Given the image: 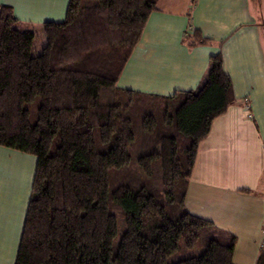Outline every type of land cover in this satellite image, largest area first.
Listing matches in <instances>:
<instances>
[{
	"label": "trees",
	"instance_id": "1",
	"mask_svg": "<svg viewBox=\"0 0 264 264\" xmlns=\"http://www.w3.org/2000/svg\"><path fill=\"white\" fill-rule=\"evenodd\" d=\"M155 3L68 0L36 55L0 4V146L35 157L14 264H233L235 238L184 206L198 144L234 101L221 55L196 90L117 86Z\"/></svg>",
	"mask_w": 264,
	"mask_h": 264
},
{
	"label": "crops",
	"instance_id": "2",
	"mask_svg": "<svg viewBox=\"0 0 264 264\" xmlns=\"http://www.w3.org/2000/svg\"><path fill=\"white\" fill-rule=\"evenodd\" d=\"M67 3L0 0L29 25L63 20ZM195 31L208 41L189 46L185 39ZM216 53L234 101L198 144L184 206L235 238L233 264H255L264 219V0H156L119 82L162 96L196 90ZM31 156L0 146V264L15 263L35 170Z\"/></svg>",
	"mask_w": 264,
	"mask_h": 264
},
{
	"label": "rangeland",
	"instance_id": "3",
	"mask_svg": "<svg viewBox=\"0 0 264 264\" xmlns=\"http://www.w3.org/2000/svg\"><path fill=\"white\" fill-rule=\"evenodd\" d=\"M18 28H22V29H30L31 31H33L35 33V37H34V41H33V46L31 48V54L32 55H36L39 54L41 52V49L43 47V44H45V37L42 33V24H28V23H18ZM121 74L119 75L118 79H117V86L123 88V89H131V88H124L121 86V82H119V78H120ZM133 90V89H131ZM32 158H34V156H31ZM124 225L122 223H119V232L118 234L123 230ZM121 230V231H120ZM115 238L114 243H116L118 241V235Z\"/></svg>",
	"mask_w": 264,
	"mask_h": 264
},
{
	"label": "built area",
	"instance_id": "4",
	"mask_svg": "<svg viewBox=\"0 0 264 264\" xmlns=\"http://www.w3.org/2000/svg\"><path fill=\"white\" fill-rule=\"evenodd\" d=\"M242 102H243V105H244L245 109L247 110L248 109L247 98H244L242 100ZM260 232H261V237H262L261 241H260V247L263 248L264 247V219H263V223H262Z\"/></svg>",
	"mask_w": 264,
	"mask_h": 264
}]
</instances>
